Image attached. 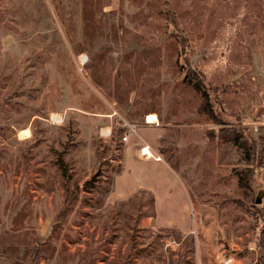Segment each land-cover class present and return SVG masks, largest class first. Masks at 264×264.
<instances>
[{
  "label": "rangeland",
  "instance_id": "374dc122",
  "mask_svg": "<svg viewBox=\"0 0 264 264\" xmlns=\"http://www.w3.org/2000/svg\"><path fill=\"white\" fill-rule=\"evenodd\" d=\"M232 124L264 149V0H0V264H264Z\"/></svg>",
  "mask_w": 264,
  "mask_h": 264
},
{
  "label": "trees",
  "instance_id": "16d2710c",
  "mask_svg": "<svg viewBox=\"0 0 264 264\" xmlns=\"http://www.w3.org/2000/svg\"><path fill=\"white\" fill-rule=\"evenodd\" d=\"M163 34L164 39L166 37H173V35H168L166 31ZM182 71L184 74L183 82L190 85L200 95L201 101L198 107L199 113L208 116V118L217 124L225 123L222 119H220V117H218L219 113L214 108L210 91L208 90L203 74L195 68L185 67V65H183ZM218 137L225 142L233 143L237 147L240 154L246 157V162L249 164H253L260 156H262V154L264 155V149L262 148L261 143L263 140L253 139L250 135H248V132L242 125L232 124L228 127V129H224L222 127L220 128ZM258 146H260L259 152L257 151L258 154H255ZM248 182V177L246 175L240 177L239 179V184L241 186L248 185Z\"/></svg>",
  "mask_w": 264,
  "mask_h": 264
},
{
  "label": "built area",
  "instance_id": "2783aa9c",
  "mask_svg": "<svg viewBox=\"0 0 264 264\" xmlns=\"http://www.w3.org/2000/svg\"><path fill=\"white\" fill-rule=\"evenodd\" d=\"M150 116V115H149ZM148 116V117H149ZM57 119L56 116H52V120L55 121ZM150 122V121H149ZM122 125L126 128H128V132L131 133H136L137 132V124H133V123H129L126 120H123ZM124 133L121 137L122 141H127L129 138V134ZM104 136L110 135L111 131H107V133H103ZM138 157L140 158H144V159H150L153 158L155 160H160L162 157L160 156V154H158L155 149L147 142H144L143 144L140 145V147L138 148Z\"/></svg>",
  "mask_w": 264,
  "mask_h": 264
},
{
  "label": "bare ground",
  "instance_id": "6f19581e",
  "mask_svg": "<svg viewBox=\"0 0 264 264\" xmlns=\"http://www.w3.org/2000/svg\"><path fill=\"white\" fill-rule=\"evenodd\" d=\"M155 119H156V116H155L154 114H151V115L148 117V120H149L150 122H153ZM22 133H23L24 135H26V134H27V130L22 131Z\"/></svg>",
  "mask_w": 264,
  "mask_h": 264
},
{
  "label": "crops",
  "instance_id": "0c3cea01",
  "mask_svg": "<svg viewBox=\"0 0 264 264\" xmlns=\"http://www.w3.org/2000/svg\"><path fill=\"white\" fill-rule=\"evenodd\" d=\"M110 128V127H109Z\"/></svg>",
  "mask_w": 264,
  "mask_h": 264
}]
</instances>
